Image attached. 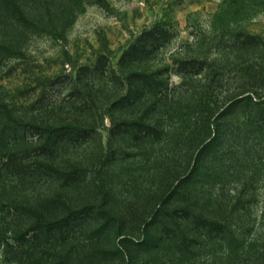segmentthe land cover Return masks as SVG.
Wrapping results in <instances>:
<instances>
[{"label":"rangeland","instance_id":"obj_1","mask_svg":"<svg viewBox=\"0 0 264 264\" xmlns=\"http://www.w3.org/2000/svg\"><path fill=\"white\" fill-rule=\"evenodd\" d=\"M25 1L41 19L0 21V264H264V0Z\"/></svg>","mask_w":264,"mask_h":264},{"label":"trees","instance_id":"obj_2","mask_svg":"<svg viewBox=\"0 0 264 264\" xmlns=\"http://www.w3.org/2000/svg\"><path fill=\"white\" fill-rule=\"evenodd\" d=\"M41 0H35L34 2H39ZM25 0H0V21H6V23H9L10 21H13V19L15 20L14 25L20 29H24L25 27L27 28L28 26H30L31 23H34L35 21L41 19L40 16L37 14L36 9L31 8L30 5H26ZM33 19V20H32ZM31 20V21H30ZM19 23H18V22ZM24 23V24H21ZM17 24V25H16ZM29 24V25H28ZM12 47L13 45H7V42H5V44L0 41V47ZM9 50V49H8ZM37 129H41L48 132L49 136L53 137V142H55V140H57L58 138H60V136L64 135V133L66 131H68L67 129H63L61 127H54L56 129L54 130H48L45 128L40 127L39 125H36ZM37 131V130H36ZM42 132V131H41ZM55 133V135H54ZM160 215V214H159ZM156 217V219L154 220V222L152 223H160V218ZM1 215H0V244L4 242V245H9V242H5L6 240L3 239L4 235H5V229L4 226L5 224H3V222L1 221ZM68 216H64L62 218L67 219ZM60 218V219H62ZM60 219H55L52 222H55L57 220ZM199 222L202 223H208L211 224L209 220L204 219V218H198L197 219ZM50 222H45L43 220H38L37 222H35L33 225L30 226V228H39V227H43L45 224H49ZM54 223V224H55ZM222 225L221 224H217V228H220ZM24 233L19 234L18 236V240H21L23 237ZM37 264H41L39 261L36 262Z\"/></svg>","mask_w":264,"mask_h":264}]
</instances>
